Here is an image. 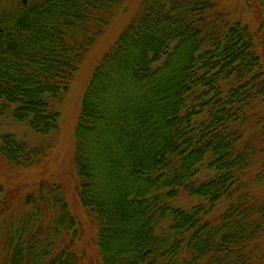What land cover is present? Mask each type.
I'll return each mask as SVG.
<instances>
[{
  "label": "trees",
  "instance_id": "1",
  "mask_svg": "<svg viewBox=\"0 0 264 264\" xmlns=\"http://www.w3.org/2000/svg\"><path fill=\"white\" fill-rule=\"evenodd\" d=\"M223 2L141 0L94 68L74 162L100 264H264V54ZM129 3L6 0L0 118L58 132L86 54ZM48 149L0 130V264H83L64 199L54 213L39 185L16 217L6 193L9 169Z\"/></svg>",
  "mask_w": 264,
  "mask_h": 264
},
{
  "label": "rangeland",
  "instance_id": "2",
  "mask_svg": "<svg viewBox=\"0 0 264 264\" xmlns=\"http://www.w3.org/2000/svg\"><path fill=\"white\" fill-rule=\"evenodd\" d=\"M140 1L130 0L127 9L119 14L106 34L100 37L97 44L86 54L70 90L65 94L58 132L43 135L8 115L6 118H0L1 131L15 134L19 141L27 142L32 148L49 147L47 154L35 167L22 170L9 169L10 173L6 174V193L11 206L14 205L16 208L14 215L19 217L25 209L27 211L39 202L27 206L25 198L20 197L32 191L33 188L40 187L39 192L51 201L50 206L53 207L54 213L56 212L55 203H67V207L79 222V239L76 247L80 249L83 264H100L101 256L96 224L87 214L80 200V179L74 162L75 130L81 112L82 99L98 60L115 42L129 18L137 10ZM4 5L6 6V0H0V6L4 7ZM223 7L232 17L249 26L257 37L258 50L264 54V15L256 14L245 0H224ZM262 111L264 113V108ZM262 192H264V185Z\"/></svg>",
  "mask_w": 264,
  "mask_h": 264
},
{
  "label": "water",
  "instance_id": "3",
  "mask_svg": "<svg viewBox=\"0 0 264 264\" xmlns=\"http://www.w3.org/2000/svg\"><path fill=\"white\" fill-rule=\"evenodd\" d=\"M24 2H26V0H24Z\"/></svg>",
  "mask_w": 264,
  "mask_h": 264
}]
</instances>
